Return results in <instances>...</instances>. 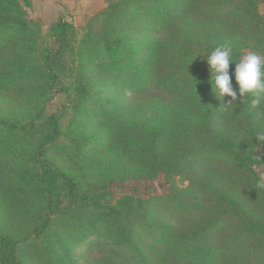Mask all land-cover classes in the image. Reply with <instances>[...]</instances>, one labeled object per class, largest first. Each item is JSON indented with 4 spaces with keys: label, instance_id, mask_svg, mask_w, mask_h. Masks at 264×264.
<instances>
[{
    "label": "trees",
    "instance_id": "1",
    "mask_svg": "<svg viewBox=\"0 0 264 264\" xmlns=\"http://www.w3.org/2000/svg\"><path fill=\"white\" fill-rule=\"evenodd\" d=\"M261 1L113 0L80 35L63 15L43 34L30 0H0V91L22 101L17 115L0 113V264H78L73 249L89 237L107 246L106 264H264V105L238 95L219 115L206 62L222 44L236 62L244 48L264 52ZM183 10L194 25L175 21ZM108 86L170 103L133 119L103 109L85 133L78 111L101 117ZM97 137L113 146L99 157L104 172L77 173ZM159 175L188 184L147 197L114 190Z\"/></svg>",
    "mask_w": 264,
    "mask_h": 264
},
{
    "label": "rangeland",
    "instance_id": "2",
    "mask_svg": "<svg viewBox=\"0 0 264 264\" xmlns=\"http://www.w3.org/2000/svg\"><path fill=\"white\" fill-rule=\"evenodd\" d=\"M25 9L27 11L28 17H30L34 21H38L39 24H41L43 34H46L48 32V29L50 25L52 24V22L56 20V19L55 20L49 19L50 17L49 10H45V12L49 13L48 15L39 14L38 16L37 15L38 10H40L38 6H35L34 8L29 6V7H25ZM184 11L185 10H183L180 13V15H177L174 12L173 17L175 21L180 22L181 24H183V26L187 24L188 26L194 25L196 21L195 18L191 17L190 15L189 16L182 15ZM259 11L261 13H264V0L259 3ZM93 15L90 17V19L94 17ZM90 19L86 23L84 24L82 23L81 25L79 23L77 25L74 24V22H72L70 19H68L67 21H70L73 25H75L80 35H82L84 33L85 27L88 25V23H90ZM184 23H187V24H184ZM248 51H254V50L250 48H244L243 54ZM262 54H264V52ZM100 89L105 90V91L101 96L102 98L100 100H97L98 102H96L95 104V108L96 110L98 109V112L97 111H93V112L95 114L99 113L101 117L93 116L89 108H88V111L86 108H83L78 111L79 117L83 114L82 116L83 118L81 117L80 119L78 117L77 124L85 133L86 131L94 129L97 126H100L101 124L104 123L103 120H105V118H102L104 116L103 109H105L107 112L111 113L112 115L119 113L121 111L122 112L126 111L125 113L129 116V118L133 119V117H136L138 114L152 113L151 111L155 109L156 105L170 103V100L164 95L152 96L151 94H148L145 96V95L139 94V95H135L133 98L129 100V97H127L126 92H124L122 88L119 89V88H116L115 86H108L106 89L104 87H100ZM65 99L66 98L64 94H59L55 96L54 99H52L49 102L47 110L51 111L55 109L58 105L64 102ZM217 102H218L217 105L219 106L216 108V110L219 113V115H223L225 111H222V107L226 104L227 99L223 97L222 99H217ZM21 104H22V101L19 98L14 97L13 94L4 93L0 91V113L1 114L5 116H15L21 111L20 110L22 107ZM259 109H260V113L263 115L264 106H261ZM106 143L100 137H97L94 139L91 138L90 143L84 147V150H83V147L81 149V154L86 156L84 158L85 161H83L82 163L83 169H80L78 164H74V162H71V164H74L76 172L79 173L83 171L85 173L92 174L93 168H97L99 170L102 169V171L104 172L105 162L104 160L100 161L99 157H101V155L106 156L107 154L111 153L113 150V146H110L111 144L109 145ZM261 150L264 152V148ZM262 169L263 167H257V171L260 174H262ZM215 170H216L218 177L221 176L223 179L225 178L227 180V176H225L224 174L225 170L223 168L219 167V168H216ZM261 177H264V176L262 175ZM172 183H178L179 185L185 186L188 184V180L187 179L181 180L180 176H174L170 181H168L163 175H159L152 181L128 180L123 183L116 181L113 185H114V190L117 193H122L125 191H131V192L134 191L138 195L147 197L150 195H158V194L167 193ZM164 215H166V212H164ZM172 217L174 219L181 220V217L179 215L178 216L172 215ZM173 218L171 219V221H174ZM99 242L100 240L97 241L96 237H89V239L85 240L81 245L76 246L72 252L74 260L78 262V264H106L108 261V254H109L108 250L106 251L107 246ZM98 260H99V263H96L98 262Z\"/></svg>",
    "mask_w": 264,
    "mask_h": 264
},
{
    "label": "clouds",
    "instance_id": "3",
    "mask_svg": "<svg viewBox=\"0 0 264 264\" xmlns=\"http://www.w3.org/2000/svg\"><path fill=\"white\" fill-rule=\"evenodd\" d=\"M206 62L210 74V84L217 99L224 96L231 99L222 107V111L232 110L239 97L250 109H258L264 105V54L248 51L241 55L238 62L234 59L233 47L228 44L216 46L206 54ZM235 63L234 78L238 92L233 88L232 75L229 74L230 63ZM221 108V107H220ZM257 142H264V132L256 134ZM258 187L264 188V182Z\"/></svg>",
    "mask_w": 264,
    "mask_h": 264
},
{
    "label": "crops",
    "instance_id": "4",
    "mask_svg": "<svg viewBox=\"0 0 264 264\" xmlns=\"http://www.w3.org/2000/svg\"><path fill=\"white\" fill-rule=\"evenodd\" d=\"M111 0H30V6H38L39 14H49L50 20H55L58 16L63 15L67 20L70 19L74 24H84L90 17L105 8Z\"/></svg>",
    "mask_w": 264,
    "mask_h": 264
}]
</instances>
